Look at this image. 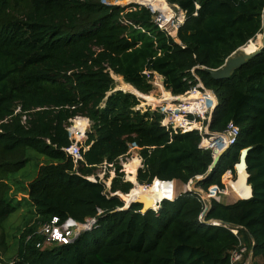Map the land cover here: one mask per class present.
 I'll return each mask as SVG.
<instances>
[{
  "label": "trees",
  "instance_id": "16d2710c",
  "mask_svg": "<svg viewBox=\"0 0 264 264\" xmlns=\"http://www.w3.org/2000/svg\"><path fill=\"white\" fill-rule=\"evenodd\" d=\"M165 2L184 13L175 38L140 5L0 0V231L19 209L9 198V174L25 165L27 150L50 160L26 186L35 220L17 237L10 264H232L233 252L245 260L251 250L252 264H264V47L227 79L213 80L204 69L220 68L263 33L264 0ZM191 70L217 99L209 131L222 132L229 124L238 129L235 144L210 173L213 157L199 147L198 131L173 133L160 125L158 110H135L140 99L114 91L110 75L148 95L155 73L166 92L181 96L197 83ZM77 116L91 126L79 144L83 161L75 165L65 152L71 144L65 127ZM130 144L139 148V185L194 181L206 193L224 188V173L234 176L241 151L249 148L252 195L229 204L211 200L205 213L196 192L162 200L145 213L138 203L124 209L110 193L128 194L133 187L118 165ZM104 161L115 168L109 192L104 183L86 179ZM53 217H97V223L67 245L38 248V235L26 241ZM0 248L7 249L4 234Z\"/></svg>",
  "mask_w": 264,
  "mask_h": 264
},
{
  "label": "built area",
  "instance_id": "2783aa9c",
  "mask_svg": "<svg viewBox=\"0 0 264 264\" xmlns=\"http://www.w3.org/2000/svg\"><path fill=\"white\" fill-rule=\"evenodd\" d=\"M104 4L110 5V6H119L117 0H111L110 2H106ZM121 7H124V6H121ZM172 7L176 11H180L181 18L177 19L173 25L175 32H177V29L179 28V26L184 22V13L181 10H179L177 6L174 5ZM147 9H149L154 14V22L156 23L158 28L164 31V28H163L164 24H163V21L161 20V17L159 16L160 20L158 18L155 19L156 17V14L154 13L155 11L151 10L150 8H147ZM191 73L196 78L194 74V70H191ZM144 74L147 75V77H149L150 72L146 71L144 72ZM196 81H197L196 85L184 95L173 96L170 93L172 96V99L174 100V102L173 101L170 102L172 103L171 106L167 104L166 106H164L165 108H162L159 111L158 105H161V104H157V107H155L156 109L154 110H158V112L162 114V120L160 122V125L166 128L167 130L173 131V133L180 132L183 134V133L190 132L193 130L198 131L201 136L199 147L201 149L211 151V154L213 157V153L215 151L226 152L231 146L235 144L236 138L238 136V129L234 125L229 124L227 128L222 132H210L209 131L208 125L210 123L211 114L217 105V99H216L214 92L212 90L206 89L198 78H196ZM158 82L160 83L161 86H163L162 77L155 73H152V85L157 86ZM191 93H198L199 99H196L193 102H190V101L186 102V101L177 99L179 97L189 96ZM137 98L140 99V103H141L142 99L139 97ZM139 105L135 108V110H140L141 112H143V110L140 109L142 108V106H139ZM19 111H20V107H17L14 110V113H18ZM77 118H84V117L77 116L73 119H69V125L65 127L68 133L69 139L71 141L70 146L65 149V152L71 156V158L73 159V163L75 165H77V162L83 161L82 153H81V146L79 144L81 143L80 140L86 137V132H87V129L81 132L79 129L73 128L74 121ZM85 119L89 122L87 118ZM22 120L24 121L25 117H22ZM130 147H133V148L131 149ZM129 148L131 149V151L138 150L139 152V148L135 144L130 145ZM86 149L87 148H85L84 150ZM128 153H129V149L126 155H123L118 158V165L123 163L124 159H127L126 157ZM141 166L139 168H141ZM100 167H101L100 169H102V171L100 172L101 175L93 174V175L87 176L86 179L93 183H97V182L104 183L103 179L107 171L108 172L113 171L115 173L114 166H112L111 164H108L106 161H104ZM199 178H202V177H196L197 180H199ZM232 179H233V174L231 173L230 170H227L224 173V178H223L224 188L223 189H217L215 187H211L208 193H206L199 188L197 190L190 188V185L193 181H189V183L186 184V186L184 187L182 193L196 192L197 194H199L201 199L205 202V208L203 211V213H205L209 209L211 200L219 202L224 197L228 196L227 194H228L229 187H232V184H233ZM155 180H158V179H154L152 183H154ZM166 182H174V181H166ZM140 186H143L144 188L146 187L148 188L150 185H140ZM109 189H110V184L107 186L108 192H109ZM116 193H112V194L110 193V195L113 196ZM173 199H164V200L170 201ZM159 204L160 203H158V205ZM153 210H156V209H153ZM101 214H102L101 211H98L97 215L99 216ZM199 220L200 221L202 220V216L199 217ZM96 223H97V217L86 218L83 222H77L71 218H67L63 221H60L58 218L53 217L51 218L49 222L40 224L38 228L35 229V231H33L31 234H29L26 237V241L30 240L31 237L34 238L35 236L38 235L39 237L42 238L41 242H38V243L36 242V247L38 248H45V245L49 246L53 244L67 245V244L72 243L82 233L90 231L93 227L96 226ZM235 262H236L235 259L231 257V263L235 264Z\"/></svg>",
  "mask_w": 264,
  "mask_h": 264
},
{
  "label": "rangeland",
  "instance_id": "374dc122",
  "mask_svg": "<svg viewBox=\"0 0 264 264\" xmlns=\"http://www.w3.org/2000/svg\"><path fill=\"white\" fill-rule=\"evenodd\" d=\"M99 1H101L102 3H106V2H110L111 0H99ZM117 2H118L119 6H128L130 4L140 5L136 1L134 3L133 1L117 0ZM168 8L170 9V13H171V17L169 20L170 23H167L166 25L165 24L163 25L162 23L161 24L163 25L164 31H166L169 35H171L175 38L176 32L174 30L173 25L177 19L181 18L180 17V11H176L172 6H169V5H168ZM154 13L156 14L155 19H157V18L159 19V16H160L159 13L156 11ZM262 38H263V35L259 34L256 36V38L253 41L249 42L248 45L243 47V49H245V53L248 54V53H251L252 51H256V49L258 47L260 48ZM237 55H238V53H236L234 56H237ZM110 75L114 79V91H117V89H120L124 92H128L125 89V87L123 86V84H122L123 81L121 78H116L115 75H113L112 73ZM139 95L144 99V100H142V102L139 105V106H142V108H140V109H142L143 111L146 109L153 111L154 109H156L155 107H157V104H161V105H158V110L160 111L162 108H165L164 106H166L167 104H169V106H171L172 103H170V102H172V101L174 102V100L172 99V96L168 92H166L163 87L159 88L158 85L153 86V90L148 95H143V94H139ZM182 98H188V96H185ZM83 122L85 123V127H82V125L80 124ZM87 125H88V129H90V126H91L90 122H88L84 118H77L74 121L73 128L79 129L81 132H83L85 130V128H87ZM84 140H85V138H82L80 140L81 143H83ZM130 145H132V144H130ZM130 148L132 149L133 147H130ZM130 148H129V153L126 157L127 159H124L123 163L120 164L121 165V171L123 172V175H124L123 176L124 181H128L127 177H126L127 176L126 172L124 171V167H123L124 164L127 163L129 160H131V158L133 156L139 157L138 150L131 151ZM25 156H26L25 165L19 171L15 172V173H11L8 176V184L13 186V188H14V189L12 188L13 191H16V192L19 191L21 196H19L18 202H17L19 205L18 206L19 209L17 211H15L14 213H12L7 218V220L3 223L2 231H0V236L2 234H4L5 242L7 244L6 251H4L3 248H0V264H10L11 263L12 259L15 256V251H16V246H17V237L22 232V230H24L27 226H33V224H34V222H33L35 220L34 209L28 203L27 187L26 186L36 176L38 167L42 164H48L50 162L49 159L35 153L32 150H27L25 153ZM139 159H140V157H139ZM100 168L101 167H99L97 169V171H95L94 174L101 175L100 172L102 171V169H100ZM234 168H235V175L233 176L232 182L236 183L237 179H239V178H238L236 165ZM239 174H241V173H239ZM114 177H115V173L113 171H109V172L107 171L106 172L104 179H103L104 185L106 188L109 184H111L110 182L112 181V179ZM185 186L186 185H182L180 183L174 182V193L175 194H174L173 198H175L177 195L182 193ZM190 188L196 189V190L198 189L197 187H195L194 181L191 183ZM119 193L120 192L116 193L118 195L117 197L120 200H122L121 197L119 196ZM13 195H11V196H13ZM227 195L228 196L224 197L221 201H219V203L229 204V203H232V202L238 200V198L235 196V192H234V189H232V187H229ZM234 199H236V200H234ZM125 200H126L125 202L122 200L124 203L123 208H128L131 205V203H133V202L130 203V201H128L127 199H125ZM128 203H130V204L127 207L126 204H128ZM206 204H207V202H206ZM154 209H157V208H154ZM45 247H46V245H45ZM243 251L244 250H241V253H243ZM249 253H248L246 259L243 260V258L241 257L240 254L233 252L232 257L236 261L235 264H237V263L252 264L253 259L249 256ZM256 260H257L256 262L258 264L261 262L260 259H256Z\"/></svg>",
  "mask_w": 264,
  "mask_h": 264
},
{
  "label": "bare ground",
  "instance_id": "6f19581e",
  "mask_svg": "<svg viewBox=\"0 0 264 264\" xmlns=\"http://www.w3.org/2000/svg\"><path fill=\"white\" fill-rule=\"evenodd\" d=\"M127 1H133L134 3L136 1L138 4H142L150 8L151 10L158 12L161 17V20L163 21V24L166 25L167 23H170L169 20L171 17V13H170V9L168 8V5L166 4L165 0H127ZM241 51L245 53V49H243V47L241 48ZM254 52L255 51H252L251 53H248V54H252ZM122 84L128 92L136 93L133 87L125 84L124 82H122ZM158 87L162 88V86L159 83H158ZM178 99L182 101H186V102L187 101L193 102L194 100L199 99V94L191 93L188 96V98L179 97ZM80 124L82 125V127H85L84 122ZM86 129H88V125H87V128H85V130ZM140 165H141V161L139 157L137 156H133L131 160H129L127 163L124 164L123 167L127 175L126 176L127 180L133 184V188L128 193L129 195L119 193V196L121 197V199L124 202L126 201L125 199H127L128 201H130V203L138 201V202L143 203L145 207L147 208L149 207L152 209L157 208L158 203H160L164 199H173L174 194H175L174 193V182H166V181L162 182L160 180H155V182L152 183L148 188L147 187L144 188L143 186H140L136 182L137 169L140 167ZM236 168H237L239 179H237L236 183L232 184V189H234L235 196L238 199H246L250 197V187L247 184H245L247 174L242 164L237 166ZM130 203L126 205H129Z\"/></svg>",
  "mask_w": 264,
  "mask_h": 264
},
{
  "label": "water",
  "instance_id": "95a60500",
  "mask_svg": "<svg viewBox=\"0 0 264 264\" xmlns=\"http://www.w3.org/2000/svg\"><path fill=\"white\" fill-rule=\"evenodd\" d=\"M141 6H144L142 4H140ZM146 7V6H145ZM148 8V7H147ZM263 38H262V41H261V46L260 48H258L254 53L252 54H245L241 51V48H239L235 53H233L229 58H227L224 62V64L218 68V69H206V72L210 75V77L213 79V80H222V79H227L230 77V75L235 71L237 70L238 68H240L248 59H250L251 57H253L254 55H256L260 50L261 48L264 47V24H263ZM244 47V46H243ZM236 53H238L237 56H234ZM162 82H163V78H162ZM134 89V88H133ZM117 90H120V89H117ZM135 90V89H134ZM122 91V90H120ZM136 91V90H135ZM124 92V91H123ZM125 93H129V94H132L136 97H139L141 98L142 100H144L141 96H139V94L141 93H138V91H136V93H132V92H125ZM248 151H249V148H246L244 150L241 151L240 153V157H239V163L236 165L239 166V165H243L244 169H245V172L247 174V171H246V156L248 154ZM225 154L224 151H215L213 153V159H212V163L210 164L209 168H208V173H210L212 170L215 169L216 165L218 164L219 160L221 159V157ZM138 171V170H137ZM201 178H199L200 180ZM247 179H248V174H247V178H246V183H247ZM249 186V185H248ZM250 187V186H249ZM252 195V190H251V187H250V197ZM113 196H118L117 194H114ZM248 197V198H250ZM246 198V199H248ZM133 203H138L141 205V213H145L147 212L148 210H152V208H147L145 207V205L141 202H138V201H135ZM132 204V203H131ZM128 207V205H127ZM124 209H127V208H124ZM213 224H216V225H219V224H223L229 228H233V229H236L238 228L237 225L235 224H231V223H223L221 221H211ZM252 253H253V250L250 251L249 253V256L252 258Z\"/></svg>",
  "mask_w": 264,
  "mask_h": 264
},
{
  "label": "crops",
  "instance_id": "0c3cea01",
  "mask_svg": "<svg viewBox=\"0 0 264 264\" xmlns=\"http://www.w3.org/2000/svg\"><path fill=\"white\" fill-rule=\"evenodd\" d=\"M118 77V76H117ZM119 78H121V77H119ZM122 79V78H121ZM123 81V80H122ZM163 87V86H162ZM164 88V87H163ZM165 90V89H164ZM166 91V90H165ZM169 92V91H168ZM139 93V92H138ZM170 93V92H169ZM90 122V121H89ZM91 123V122H90ZM89 130V129H88ZM87 130V131H88ZM85 139H86V137H84ZM175 182V181H174ZM178 183V182H177ZM245 184H247V183H245ZM248 185V184H247ZM10 186V191H9V198L10 199H13L14 201H18V198H19V196H21L20 195V192L19 191H13V186L12 185H9ZM13 188V189H12ZM14 194V195H13ZM11 195H13V196H11ZM22 198V197H21ZM234 200H236V199H234ZM233 200V201H234ZM235 202V201H234ZM233 203V202H232ZM21 209V208H20Z\"/></svg>",
  "mask_w": 264,
  "mask_h": 264
}]
</instances>
